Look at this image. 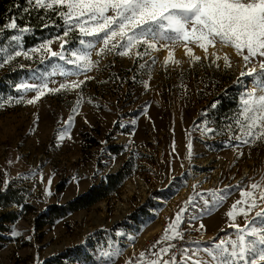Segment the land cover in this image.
<instances>
[{"label": "rangeland", "instance_id": "374dc122", "mask_svg": "<svg viewBox=\"0 0 264 264\" xmlns=\"http://www.w3.org/2000/svg\"><path fill=\"white\" fill-rule=\"evenodd\" d=\"M67 27L63 20V33L37 36L28 47L24 37L31 32L11 28L10 37L0 44V189L8 183L21 187L36 208L19 216L5 233L0 264L148 262L140 254L151 241L160 240L181 209L186 211L178 231L190 221L199 235L188 264L197 260L212 264L203 249L242 234L230 227L233 220L226 215L238 200L244 201L238 208H245L247 215H237L235 223L242 229L248 225L245 231L264 228V218L256 217L264 210V200L259 198L260 189L251 188L254 183L264 187V142L249 146L234 139L242 134L235 123L242 98L260 83L240 72L254 65L245 67L231 48L219 44L209 48L204 59L203 50L189 42L187 47L201 57L192 63L183 41H157L147 55H136L145 52L146 45L141 44L129 56H97L102 40L82 36L78 29L65 37ZM16 36L20 39L14 40ZM81 40L95 47L86 48ZM85 51L90 60L98 61L88 71L80 62L78 69L77 63L51 55L61 52L75 60L73 53ZM169 51L173 55L165 64ZM213 51L227 53L231 67L225 68L222 59L212 65ZM61 71L76 74L65 76ZM81 80L79 87L55 93L45 89L34 104L27 101L37 92L17 87L47 84L51 89ZM234 97L237 106L231 108L228 101ZM83 132L95 139L94 145L86 147ZM40 161L35 172L31 164ZM121 169L124 180L109 198L36 228L37 216L49 205L67 202ZM60 182L65 188L58 192ZM40 191L43 196L36 195ZM242 191L254 193L255 207L248 209L251 200L241 197ZM220 195L225 198L216 203ZM190 197L194 202L186 204ZM159 224L160 230L147 237ZM165 242L156 245L160 249Z\"/></svg>", "mask_w": 264, "mask_h": 264}, {"label": "snow or ice", "instance_id": "6c2138e0", "mask_svg": "<svg viewBox=\"0 0 264 264\" xmlns=\"http://www.w3.org/2000/svg\"><path fill=\"white\" fill-rule=\"evenodd\" d=\"M33 2L36 8L57 12L68 25L64 31L65 37L73 29H78L82 36L102 40V46L96 52L97 56L103 54L129 56L131 50L141 44L146 45L145 52L136 55H147L149 49L157 47V41H183L185 54L190 56V62L197 63L201 57L195 56L191 48L187 47L189 42L203 50L204 59L209 57V48L215 49L218 44L231 48L245 67L250 64L254 65L248 68L247 72L241 71L240 76H255L260 80L252 91L245 94L246 98H242V107L235 119L242 134L235 136L234 139L240 144L249 146L258 141L264 142V79H260L264 77V0H28L30 5ZM8 27L15 29L17 25L13 20ZM28 30L27 28L20 29L21 32ZM13 39L19 40L20 37L16 36ZM65 43L67 41L61 44V49ZM80 43L86 48L95 47L92 42L81 40ZM41 47L45 46L41 45ZM21 54V52H16L17 56ZM51 55L59 56L66 63L80 62L84 65L83 71L91 70L98 64V61L90 60V54L87 51L79 54L73 53L75 60L66 59L61 52H51ZM172 55L173 53L169 51L165 64ZM211 56L212 65L222 59L225 68L231 67L232 61L227 53L220 56L213 51ZM7 62V60L4 61V63ZM173 62L179 63V61ZM255 65H258V68ZM2 66L0 64V67ZM77 68L79 69V63H77ZM60 74L67 76L76 73L61 71ZM86 79H92V77H86ZM83 83V80L73 81L71 85L61 84L59 88L51 89L47 88V84L39 88L23 85L17 87H24L26 91H36L37 95L27 101L28 104H34L45 94V89L55 93L62 89L79 87ZM72 118L70 115L69 122ZM208 131L212 130L208 129ZM59 138L63 139V136ZM251 188L260 189L259 198L264 200V187L254 183ZM241 197L251 200L248 209L256 206L252 191H242ZM224 198L223 195L218 196L216 203L222 202ZM193 202L194 198L190 197L186 204ZM243 202V200L236 201L232 209L226 213L233 220L230 227L236 228L237 232L242 234H238L236 240H222L213 247L203 249L211 258L212 264H264V228L251 227L250 230L245 231L248 225L242 229L235 223L237 215H247L245 208H238V205ZM205 203L207 204L208 201ZM185 211L186 209H181V213ZM181 213H178L172 224L168 225L160 240L156 242L157 244L161 241L182 238L178 231ZM256 217L264 218V210L257 212ZM16 234L13 233V235ZM247 237H254V239H247ZM226 244H230L231 248L226 247ZM173 247L172 244L168 247H161L159 252L154 254L157 259L148 262L141 260L140 264H176L174 256L171 259L160 257V253L168 254ZM103 255L111 256L113 253ZM140 256L143 258L145 253H141ZM194 264H210V262L197 260Z\"/></svg>", "mask_w": 264, "mask_h": 264}, {"label": "trees", "instance_id": "16d2710c", "mask_svg": "<svg viewBox=\"0 0 264 264\" xmlns=\"http://www.w3.org/2000/svg\"><path fill=\"white\" fill-rule=\"evenodd\" d=\"M18 5V6H17ZM25 9H28L25 11ZM15 21L16 28H27L31 32L24 37V46L28 47L38 41L37 36H46L63 33V20L54 10L36 8L29 4L28 0H0V44L4 43L11 35V28L8 25ZM223 95L214 98L219 100ZM237 98L228 101L231 108L237 106ZM229 108V109H231ZM219 117V116H218ZM86 147L94 145V138L82 133ZM88 141V143H86ZM124 180L123 170L116 174L108 175L100 183L91 186L87 191L79 194L63 204H52L40 213L36 218V228L42 229L47 224H54L57 220L66 217L82 209H88L95 203L109 198L120 187ZM56 191L61 192L65 188V183L56 185ZM17 207L18 209H14ZM36 208L27 202L25 191L13 183H8L0 189V249L4 246L7 237L5 233L10 231L11 225L22 214L35 212ZM157 240L151 241L147 247L143 258L156 259L159 246ZM155 245V247H153Z\"/></svg>", "mask_w": 264, "mask_h": 264}, {"label": "built area", "instance_id": "2783aa9c", "mask_svg": "<svg viewBox=\"0 0 264 264\" xmlns=\"http://www.w3.org/2000/svg\"><path fill=\"white\" fill-rule=\"evenodd\" d=\"M43 162V161H42ZM41 161L39 163L33 162L31 164L32 167H34V171L37 172L39 166L38 164L42 163ZM31 163V162H30ZM90 163L87 161V166H89ZM80 173L86 174L87 171L85 172V169H80ZM245 176V175H243ZM37 196H43V192L40 191L39 193L36 194ZM181 237L182 238H177L173 239L171 241H168L166 244V247H168L169 244L174 245L173 248L170 249L168 254H161L160 257L163 259H171L173 256L175 257L176 264H186L189 251L191 247H193L194 243L198 239L199 235L197 230L191 225L190 221H185L181 227L180 230Z\"/></svg>", "mask_w": 264, "mask_h": 264}, {"label": "bare ground", "instance_id": "6f19581e", "mask_svg": "<svg viewBox=\"0 0 264 264\" xmlns=\"http://www.w3.org/2000/svg\"><path fill=\"white\" fill-rule=\"evenodd\" d=\"M161 227H162V225L159 224V225L155 228V230H153L152 232H150V233L147 235V237L151 236L150 234H154L157 230H160Z\"/></svg>", "mask_w": 264, "mask_h": 264}, {"label": "crops", "instance_id": "0c3cea01", "mask_svg": "<svg viewBox=\"0 0 264 264\" xmlns=\"http://www.w3.org/2000/svg\"><path fill=\"white\" fill-rule=\"evenodd\" d=\"M97 183H98V182H95L93 185H95V184H97ZM90 186H91V185H90ZM90 186H89V187H90ZM83 192H85V191H83ZM78 194H79V192L76 193V195H78ZM74 196H75V195H74ZM74 196H72V197H74ZM47 203H48V204H52L51 201H48ZM167 242H168V241H167ZM167 242H165V243H167ZM159 245H160V244H159ZM197 245H198V244H197ZM164 246H165V245H164ZM191 255H192V254H191ZM188 261H189V258H187L186 264H188Z\"/></svg>", "mask_w": 264, "mask_h": 264}]
</instances>
